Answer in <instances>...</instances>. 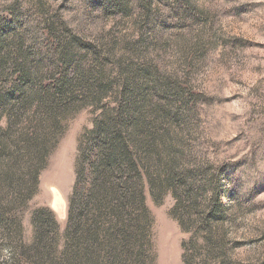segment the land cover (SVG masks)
Segmentation results:
<instances>
[{"label": "rangeland", "instance_id": "374dc122", "mask_svg": "<svg viewBox=\"0 0 264 264\" xmlns=\"http://www.w3.org/2000/svg\"><path fill=\"white\" fill-rule=\"evenodd\" d=\"M3 1L0 25L9 20L12 3ZM101 1L108 11L94 8ZM51 5L87 40H113L108 43H115L117 56L124 38L137 41L150 22L162 40L151 48L145 39L141 58L150 60L162 84L148 93L152 102L145 104V114L169 111L165 124L149 136L163 161L157 167L161 176L138 178L122 163L113 195H146L147 211L129 215L126 203L122 224L109 233L112 244L106 246L102 230L93 233L95 251L86 264H110L112 255L111 264H264V0H51ZM34 44L25 46L32 56ZM12 79L0 80V96L9 103L8 111L0 108V264H77L80 251L63 252L67 202L75 186L81 195L92 193L79 144L101 112L89 101L74 102L54 126L37 108L42 89L33 79L22 82L31 106L16 116ZM112 97L104 94L103 102ZM166 156L178 160V195H189L200 214L185 230L175 217V194L164 182ZM48 213L55 215L57 228L47 223ZM203 217L209 218L202 223ZM88 227L98 226L83 222L76 235L82 242ZM39 233L46 235L42 245L49 259L30 249Z\"/></svg>", "mask_w": 264, "mask_h": 264}, {"label": "trees", "instance_id": "16d2710c", "mask_svg": "<svg viewBox=\"0 0 264 264\" xmlns=\"http://www.w3.org/2000/svg\"><path fill=\"white\" fill-rule=\"evenodd\" d=\"M3 2L0 0V4ZM119 6L117 8L125 9ZM94 8L97 12H104L110 6L101 1ZM7 10L9 20L0 25V80L4 83L15 76L11 81V87L18 91L12 105L15 106L14 114L19 116L31 106L22 89V82L33 79H39L42 89L39 96L41 103L37 108L43 110L42 114L54 126L59 124L61 113L74 102L84 104L89 101L94 110L101 112L99 117L93 118L92 127L84 133L79 144L83 166L86 164L91 170L92 193L81 195V188L75 186V195H70L67 202V242L63 252H68L70 248L80 251L75 260H79L77 264H86V257L93 256L95 251L93 233L102 230L107 233L106 246L112 244L115 239L109 233L118 230L122 224L121 211L126 203L129 215L141 209L147 211L146 195H113V179H117L122 163L128 165L126 173L132 176L141 178L146 175L149 179L151 176H161L157 167L163 166V161L159 151L150 147L149 136L165 124L169 111L162 112L161 117L154 116V113L145 114V104L152 102L148 99V93L158 90L162 84L151 72L150 60L142 61L141 58L146 57L142 50L145 39H149L151 48L159 46L162 40L156 26L150 22L149 28L146 25L144 31L140 30L137 41L124 38L122 52L117 56L115 43H108L113 40L107 43L103 38L87 40L81 34L83 30L77 32L69 26L60 11L52 7L51 0H35L30 4H26L25 0H12ZM29 41L35 42L33 56L28 49L30 47H25ZM109 63H113V66H109ZM104 94H112V101L104 103ZM79 96L82 101L77 100ZM4 99L0 96V108L8 111L9 103ZM153 107V110H157L160 105L155 102ZM78 160L81 162L80 158ZM177 164L178 160L172 156L165 159L164 182L175 194V210H179L175 217L185 230L186 222L196 221L200 214L189 195H178ZM79 165L77 174L81 180L85 168L81 167V163ZM123 174L121 172L120 175ZM104 191L108 195H99ZM150 196L156 201L155 195ZM196 212L198 215H195ZM208 218L203 217L202 223ZM48 219L47 223L58 227L53 213H48ZM85 221H91L98 227H88V234L82 242L76 235ZM42 222L43 219L40 220ZM132 223H137L135 215ZM124 224L125 221L123 226H126ZM45 238L43 233L36 234L30 246L41 260L49 259L51 255L42 245ZM107 253L110 258L111 251ZM111 257L114 262V255Z\"/></svg>", "mask_w": 264, "mask_h": 264}]
</instances>
